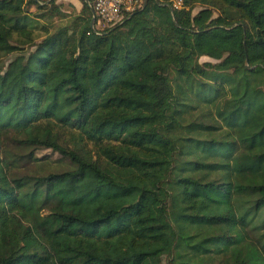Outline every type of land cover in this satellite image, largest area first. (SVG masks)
<instances>
[{"label": "trees", "instance_id": "1", "mask_svg": "<svg viewBox=\"0 0 264 264\" xmlns=\"http://www.w3.org/2000/svg\"><path fill=\"white\" fill-rule=\"evenodd\" d=\"M91 2L0 0V264H264V0Z\"/></svg>", "mask_w": 264, "mask_h": 264}, {"label": "rangeland", "instance_id": "2", "mask_svg": "<svg viewBox=\"0 0 264 264\" xmlns=\"http://www.w3.org/2000/svg\"><path fill=\"white\" fill-rule=\"evenodd\" d=\"M58 2L61 4V6L65 10H67L69 12H72L74 10V8H77V9L81 8L80 0H72V1L71 0H60V1L58 0ZM73 2H75V4ZM204 8H205L204 5H202L200 3L196 4L193 7V14H197L200 10H202ZM218 15H219L218 10H215V17ZM56 25H57V22L55 24H53V27H55ZM13 57H15V54H10L7 56V58L4 59V63H6L5 66L7 65V62L9 61V59H12ZM200 62L201 63H204V62L215 63L216 60H214L208 56H203L200 58ZM65 140H68V136L65 138ZM87 149L91 151L92 146L89 145ZM35 153H36V156H38L39 158H42V159L46 158L50 161H56V163H53L51 165L50 169L42 170L41 172L56 171V170L60 171V170L66 169L69 166L68 160L65 159L60 153L55 152L52 149L42 148V149L37 150ZM94 184H95V182L93 179H87L84 182H82L81 184H79L78 186L73 187L70 191V194L66 197V201H68L71 198L81 194L82 192H84L85 190H87L88 188L93 186ZM165 264H167L166 258H165Z\"/></svg>", "mask_w": 264, "mask_h": 264}, {"label": "built area", "instance_id": "3", "mask_svg": "<svg viewBox=\"0 0 264 264\" xmlns=\"http://www.w3.org/2000/svg\"><path fill=\"white\" fill-rule=\"evenodd\" d=\"M176 9L183 8V0H169ZM94 13L96 29L101 31L108 26L120 23L126 15L142 6V0H93L90 3Z\"/></svg>", "mask_w": 264, "mask_h": 264}, {"label": "crops", "instance_id": "4", "mask_svg": "<svg viewBox=\"0 0 264 264\" xmlns=\"http://www.w3.org/2000/svg\"><path fill=\"white\" fill-rule=\"evenodd\" d=\"M59 1H60V0H59ZM71 1H72V0H71ZM82 1H83V0H80V2H81V8H82V6H83V3H82ZM73 3L75 4V2H73ZM81 8H80V9H77V8H76V9H77V11H80V10H81Z\"/></svg>", "mask_w": 264, "mask_h": 264}, {"label": "water", "instance_id": "5", "mask_svg": "<svg viewBox=\"0 0 264 264\" xmlns=\"http://www.w3.org/2000/svg\"><path fill=\"white\" fill-rule=\"evenodd\" d=\"M92 23H94V20H93V22Z\"/></svg>", "mask_w": 264, "mask_h": 264}]
</instances>
